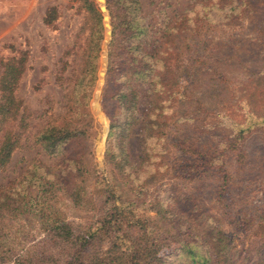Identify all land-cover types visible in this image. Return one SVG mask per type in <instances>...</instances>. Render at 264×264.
Instances as JSON below:
<instances>
[{
  "label": "rangeland",
  "instance_id": "obj_1",
  "mask_svg": "<svg viewBox=\"0 0 264 264\" xmlns=\"http://www.w3.org/2000/svg\"><path fill=\"white\" fill-rule=\"evenodd\" d=\"M137 1L138 15L146 26L141 47L159 60H152L146 79H130L136 93V121L125 133L124 144L127 161L139 176L141 189L133 196L136 206L131 208L128 204V189L104 154L108 115L118 113L117 103L108 98V93L113 91L111 85L119 86L122 79L116 76L117 82L105 85L111 26L103 3L108 34L104 13L99 9L103 39L87 104L90 118H86L82 139L86 154L83 184L93 201L78 208L58 196L54 199L55 207L81 225L95 223L102 205L111 217L121 220L130 217L131 208L134 218L148 216L149 221L168 229L157 230L166 236L172 231L169 218L156 219L150 209L151 201L155 196L168 198L172 185L180 182L181 192L184 184L186 190L189 187L197 195L195 203L201 207L197 211L199 221L205 213H214L225 219L221 226L234 240L243 238L246 242L253 232L242 223H249L250 217H264V124L260 123L264 117V0ZM52 5L56 16L46 24L42 20L44 10ZM87 19L80 0H0V57L12 54L10 44L27 51L26 66L15 89L26 115L27 127L20 141L25 139V145L15 148L0 168V185L28 172L31 161L41 165L40 172L44 170L46 177L57 170L63 175L61 156L45 153L32 141L47 119L65 112V90L53 83V77L63 59L68 60L67 75L72 76L79 69L88 33ZM157 73H162V82L155 78ZM94 89L98 92V106L93 99ZM98 112L106 117V123ZM183 139L185 145L200 142L204 148L209 147L213 163L223 160V169L230 175L236 166L231 147L236 145L244 154L243 163L237 166L241 177L231 176L222 190L214 193L217 173L209 169L198 177V170L188 172L186 164L193 163L192 159L184 160L188 157L182 153ZM66 167L69 179L79 181L81 176L73 163L68 161ZM35 173V177L42 175ZM175 174L184 179L174 177ZM196 176L199 182H190ZM105 184L116 196L108 193ZM182 203L181 209L186 207ZM22 228L24 242L40 236L34 224L26 223ZM11 252L17 253L15 249ZM159 252L168 261L178 251L176 244H171L162 246Z\"/></svg>",
  "mask_w": 264,
  "mask_h": 264
},
{
  "label": "trees",
  "instance_id": "obj_2",
  "mask_svg": "<svg viewBox=\"0 0 264 264\" xmlns=\"http://www.w3.org/2000/svg\"><path fill=\"white\" fill-rule=\"evenodd\" d=\"M80 1L87 11L89 23L79 69L72 76L67 75L65 70L68 60L63 59L53 77V83L65 90V112L56 118L47 119L32 141L45 153L60 155L64 173L60 175L57 170L46 177L44 170L40 172L41 165L31 161L28 172H23L18 179L7 185H0V264H264V217H250L249 223H242L243 227L252 228L251 239L246 242L243 238L234 240L233 235L221 226L224 218L220 219L214 213H205L204 218L198 220L197 211L201 207L195 203L197 195L189 187L186 190L184 184L181 192L180 182L172 185L173 192L169 193L168 198L155 196L151 201L150 209L154 211L156 219L165 216L169 218L167 221L172 229L169 235L158 234L157 230L162 227L154 223V220L149 221L148 216L143 219L132 216L131 208L136 206L133 196H137L141 187L138 184L139 176L133 173L127 161L124 144L125 133L136 121V93L130 85V79H146L153 62L159 60V57L155 58L141 47L146 26L138 15L137 0H104L111 26L105 85L117 82L116 76L122 79L119 86L111 85L113 91L108 93V98L117 103L118 113L108 115L104 154L108 163L117 171L121 183L128 189L130 217L125 220L111 217L105 205H102L98 209L100 213L95 223L81 225L74 223L73 219L55 207L54 199L58 196L78 208L93 201L91 192H87L83 184L86 154L82 139L85 133L83 129L90 118L87 104L96 80V64L103 32L101 13L96 3L93 0ZM55 16V6H48L42 20L49 24ZM104 21L108 34L106 12ZM10 52L11 55L0 57V168L6 165L15 148L25 145V139L20 141L27 127L24 108L15 94L17 82L26 66L27 51L10 44ZM162 70L165 71V68L162 67ZM162 73L155 74L160 82ZM96 90L93 99H96L95 104L98 106ZM97 115L106 123L102 113L98 112ZM260 123L264 124V117ZM242 130L238 129V132ZM185 141L182 140V153L187 154L188 158L184 160L188 162L192 159L193 163L192 166L186 164L188 172L196 173L198 170V177L209 169L217 173L214 193L221 191L231 176L233 179L241 177L237 173V166L243 163L244 154L236 145L231 147L236 166L230 175L227 169H223L226 166L223 160L219 164L213 163L209 157V147L204 148L200 142L185 145ZM68 161L79 172V181L69 179V169L66 167ZM36 171L42 175L35 177ZM220 173L224 174L221 178ZM173 176L184 179L182 175ZM197 176L190 182L198 183ZM105 186L111 196H116L117 193L114 194L108 185ZM162 199L167 200L166 203ZM182 202L186 207L182 206L181 209ZM19 222L24 226L26 223L34 224L40 236L32 239V242L28 238L24 242L26 235ZM171 244H176L178 252L172 256V260L167 261V257L161 256L159 250ZM13 249L17 253H12Z\"/></svg>",
  "mask_w": 264,
  "mask_h": 264
},
{
  "label": "water",
  "instance_id": "obj_3",
  "mask_svg": "<svg viewBox=\"0 0 264 264\" xmlns=\"http://www.w3.org/2000/svg\"><path fill=\"white\" fill-rule=\"evenodd\" d=\"M98 4H99V9H100V11L101 12H105V8H104V6H103V3H104V0H95ZM102 4V5H101ZM102 113V112H101ZM106 130H107V128H106Z\"/></svg>",
  "mask_w": 264,
  "mask_h": 264
}]
</instances>
